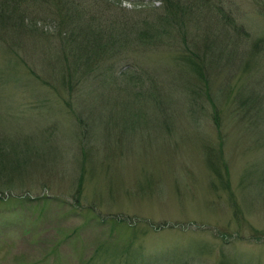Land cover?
Instances as JSON below:
<instances>
[{"label": "rangeland", "instance_id": "rangeland-1", "mask_svg": "<svg viewBox=\"0 0 264 264\" xmlns=\"http://www.w3.org/2000/svg\"><path fill=\"white\" fill-rule=\"evenodd\" d=\"M234 4L248 38L229 31L228 38L219 37L192 25L170 50L151 55L149 48L138 60L148 62L143 66L153 69L155 80L174 82L164 87L175 100L174 122L159 121L175 124L182 140L174 137L168 144L161 135L164 127L150 128L152 117L143 119L142 132L133 131L132 137L124 132L122 102L112 120L117 131L104 138L100 127L106 118L99 116L94 121L98 129L93 128L91 100L83 104V113L77 107L73 113L63 88L58 93L40 86L26 67L4 55L0 40V70L18 79L12 82L0 74V144H11L13 159L27 163L21 179L30 181L0 198V264H264V15L256 10V4L263 10L264 0ZM160 5L153 0L147 6ZM133 6L125 0L111 10L130 16ZM38 44L49 53L48 41ZM186 48L210 63L213 74L207 84L183 86L179 80L184 61L175 58ZM16 50L39 77L44 65L53 68V56L44 54L32 65ZM15 87L24 92L17 101L7 97ZM104 100L100 96L95 103L97 111ZM15 101L33 110L20 113ZM43 102L47 108L36 109ZM213 109L220 112L217 141ZM202 134L216 146H192ZM219 143L227 168L216 174L208 163L217 164L212 156ZM118 148L122 155L116 154ZM72 195L80 199L81 209L95 203L97 212H67ZM98 212L137 223L132 229L129 222L103 220ZM94 253L97 258L87 263Z\"/></svg>", "mask_w": 264, "mask_h": 264}, {"label": "trees", "instance_id": "trees-1", "mask_svg": "<svg viewBox=\"0 0 264 264\" xmlns=\"http://www.w3.org/2000/svg\"><path fill=\"white\" fill-rule=\"evenodd\" d=\"M123 1L125 0H0V40L3 43V52L8 58L13 57L21 66L26 67L32 77L41 81L40 86L58 93L59 87H62L63 97L67 95L73 108H81L82 113L85 111L83 104H88V100H91V105L88 107L95 116L92 121L93 128L98 129L94 121L99 116L106 118L103 127H100L104 138L108 136L111 139V133L117 131L112 120L119 110V103L122 102L125 107L120 114L124 117L121 123L124 132L130 131L128 135L131 137L133 131L142 132L145 122L143 119L152 117L149 119L150 128L154 127L157 130L160 126L164 127L161 135L168 144L174 137H179L175 124L172 126L168 121L161 122L164 119L174 122L175 116L171 112L175 100L172 98L173 94L164 89L172 81L169 78L159 77L155 80L153 73H150L153 69L143 66L148 65V62L142 63L138 60L147 55L149 48L151 55L156 52L155 50L162 53H165L162 51L164 49L170 50L176 44V39L184 38L192 25L208 28L219 37H227V31L235 33L238 37L249 36L245 26L236 20L234 0H160L161 5L157 8L147 6L153 0H128L134 5V11L130 16H122L119 11L111 10L113 5L115 7ZM256 7L258 13L263 16L264 7L263 10H260L261 4H256ZM206 14L211 18L207 19ZM51 28L53 29L50 31ZM190 39L195 44V39L193 37ZM24 40L30 42L28 46L22 44L27 48L26 50L18 45ZM43 40L49 42L48 46L44 45L49 53L42 52L37 47L41 46L42 42L40 45L38 43ZM258 42H262V39ZM17 47L31 60L32 65L36 64V60L45 57L44 54L53 56V68L50 70L44 65L46 71L39 77L35 74L34 68H30L25 59L19 57L16 52ZM192 48H186V51L180 50L175 58L184 61L178 78L183 82V86L201 84L203 86L208 83L207 77L212 76L213 72L210 70V63L206 64L203 61L205 55L201 59ZM197 58L203 61L202 64L195 60ZM4 69L0 70V74L3 73L5 78L12 82L18 81L16 77L11 79L8 75L9 71ZM174 76H177L176 72ZM204 91L208 95V89L205 88ZM22 93L24 92L15 87L7 97L16 100ZM100 96L105 97L106 100L97 111L95 103L98 104ZM16 101L18 112L23 113L26 108L33 110L28 103L16 105ZM192 101H195V98ZM45 104L46 102L39 104L36 109H46ZM73 108L71 110L76 113L77 109ZM93 108L98 113L92 112ZM152 112L157 116L155 117ZM183 115L189 123H194L187 113ZM219 115L218 109H213L211 122L217 134L216 141L221 139ZM212 124L210 123V126H213ZM202 126L197 127L201 130ZM202 136L197 138L194 145L191 143L192 146H216L210 143L209 138H205L204 134ZM178 139L181 141L182 136ZM4 144L2 146L0 144V198L3 200L18 187L25 188L30 183L21 179V175L27 171V163L13 159L14 154H9L13 146L6 142ZM217 145H219L218 149L213 151L214 156H212V159L217 160L215 162L217 164H213L210 157L207 159L208 162L210 161L208 165L216 174L220 168L224 172L227 168L221 160L223 157L221 144ZM122 151L123 149L118 148L116 154L122 155L124 153ZM25 152L26 150L21 153L26 156ZM79 170L82 171V166ZM82 183L81 178L78 191ZM27 190L23 189V192L27 193ZM72 198V203L67 202L72 206L67 212L74 208L82 211L86 209V206L83 207L84 204L82 209L80 208L78 197L72 195ZM93 209L96 210L95 203H92L86 211ZM98 215L102 216L100 212ZM101 218L103 220L107 218L110 222L118 224L129 222L126 219L119 220L118 217L110 218L107 214ZM136 223L129 222V226L134 229ZM96 258L94 253L86 259V262L90 263Z\"/></svg>", "mask_w": 264, "mask_h": 264}]
</instances>
